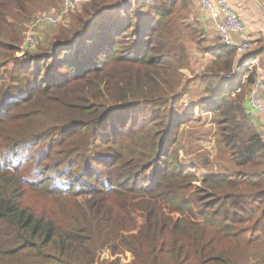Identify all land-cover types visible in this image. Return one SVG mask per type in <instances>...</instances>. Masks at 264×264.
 <instances>
[{
    "label": "trees",
    "instance_id": "16d2710c",
    "mask_svg": "<svg viewBox=\"0 0 264 264\" xmlns=\"http://www.w3.org/2000/svg\"><path fill=\"white\" fill-rule=\"evenodd\" d=\"M33 1L0 0L4 56L17 49L21 13ZM190 8L186 0H92L53 47L14 66L16 88H0V264H96L120 247L132 264H230L214 252L213 229L234 237L251 225L264 238V136L244 108L255 74L243 70L248 79L231 95L239 82L226 75L237 52L210 41L199 20L186 24ZM184 33L212 59L200 105L217 118L235 162L223 176L201 179L180 161L181 130L199 118L183 110ZM32 193L56 198L64 221L39 212ZM134 214L143 221L137 233Z\"/></svg>",
    "mask_w": 264,
    "mask_h": 264
},
{
    "label": "rangeland",
    "instance_id": "374dc122",
    "mask_svg": "<svg viewBox=\"0 0 264 264\" xmlns=\"http://www.w3.org/2000/svg\"><path fill=\"white\" fill-rule=\"evenodd\" d=\"M187 3L191 2L190 12L186 19V24L194 21L204 20L203 13L197 8V4H193L194 0H186ZM92 0H84L79 6L75 8H67L63 5L62 0H34L32 3L28 4L23 13H21V18H25L23 23V29L21 31V38L18 39L17 49L10 56V49L7 55H3L6 50H0V60L7 59L6 66L1 69L2 79L0 80V88L5 85L11 88H16L10 84L12 70L18 65H23L28 60L29 54L45 53L56 43V39L74 23V19L81 15L85 6L90 4ZM234 9L243 17L247 15L248 12L257 9V2L260 4L259 0H231L230 1ZM193 5V6H192ZM183 14L179 15L182 18ZM241 17V18H242ZM47 18H52L54 23H47L45 20ZM10 23L13 22L12 18L9 19ZM75 24V23H74ZM203 26V24L201 23ZM7 33L4 34L6 37ZM31 35L35 38L36 43L33 46H29L27 43L28 36ZM212 38L210 41H214L218 38L214 31L211 33ZM2 37L3 41H8L7 37ZM184 41L190 50V60L187 67L182 70L185 77V82L180 89L185 88L186 93V104L183 106L184 112L194 113L199 118L190 121L181 130L182 139V149L180 150V161L184 167L187 169H192L197 173L198 177L208 178L214 176H223V170L232 172L235 171V162L230 158V153L224 147L223 143L220 141V136L218 135V126L215 121L217 118L211 113H203L201 111V103L204 102L208 94L206 92L208 86L210 85L209 80L204 78L212 72L213 66L211 65V56L207 51L205 52L203 47L199 48L196 43H192L191 39L185 33ZM206 54V55H205ZM13 57V58H12ZM12 58V59H11ZM15 66V67H14ZM207 74V75H206ZM204 77V78H203ZM205 80L206 82H203ZM16 123H8L4 126V134H9V131L18 125ZM10 129V130H9ZM220 141V142H219ZM32 159V163L36 161V158ZM30 162L26 159L25 164ZM43 167L46 163H42ZM26 165L22 167L25 169ZM33 166L31 165L30 170ZM28 168L25 169V171ZM222 170V171H221ZM24 171V172H25ZM229 174V173H228ZM1 184L4 181H0ZM199 184H195L198 186ZM80 198V196H78ZM29 201L31 204L39 211L47 210L52 212L49 215H53L52 219L57 223L64 221L65 212L57 211V199L44 194H34L29 196ZM76 199V198H75ZM82 201V198L79 199ZM72 206L73 203L68 204ZM67 205V206H68ZM79 206H76L73 210H78ZM136 223L134 226V233H137L142 225L143 221L139 218L138 214L133 215ZM251 225L245 228H240V236L233 234L227 237L224 232L220 229H213L212 234L214 236H219L218 241H215L214 252L219 253L220 256L226 252L229 257H232L230 264H264V238H259L257 235H253L251 232ZM207 237H210L208 234ZM250 243L252 247H249ZM101 255L100 260L96 264L103 263L104 261H116L117 264H132L134 257L132 253L124 247H120V251L114 255L107 249ZM33 260H38L32 258ZM3 260V259H2ZM47 264H64L61 262H54L49 260ZM159 264H174L172 259L165 258L160 261ZM188 264H201L197 259L193 257L188 262Z\"/></svg>",
    "mask_w": 264,
    "mask_h": 264
},
{
    "label": "built area",
    "instance_id": "2783aa9c",
    "mask_svg": "<svg viewBox=\"0 0 264 264\" xmlns=\"http://www.w3.org/2000/svg\"><path fill=\"white\" fill-rule=\"evenodd\" d=\"M83 1L84 0H62V3L67 8H75ZM198 2L201 11L216 23L218 37L224 45L235 49L237 57L245 56L252 52L253 44L248 34L246 24L239 13L234 9L230 0H198ZM45 21L47 23L55 22L52 18H47ZM233 35L238 36V42L233 41ZM27 43L29 46H33L36 40L33 36L29 35ZM249 73L242 77L240 83L235 84L231 94L232 96H235V94L241 91V87L246 83ZM241 74L242 68L236 65L232 73L226 75V78L232 80ZM249 89L246 100L247 106L252 114L261 116L262 133L264 136V102L261 98V91L264 89V84L261 81H254Z\"/></svg>",
    "mask_w": 264,
    "mask_h": 264
},
{
    "label": "crops",
    "instance_id": "0c3cea01",
    "mask_svg": "<svg viewBox=\"0 0 264 264\" xmlns=\"http://www.w3.org/2000/svg\"><path fill=\"white\" fill-rule=\"evenodd\" d=\"M259 2L260 5H256L257 9L255 8L254 10L248 12L247 15L244 16L243 14V17L241 16L244 23L246 24L248 34L252 40L253 50L246 57L249 58V60L244 64H241V60L244 58V56L236 57L235 65H238V67L240 66L242 68V74L235 77L232 80L227 79L229 80L228 82L235 83L242 81V77L247 75L244 74L243 70H248L249 72L255 74V81H261L264 84V0H259ZM196 4L200 13L204 14V12L201 11L198 0H196ZM203 17H204L203 22L202 21L200 22L203 24V28L206 29L207 34L210 36V38H212L211 35L212 31H214L216 36H218L216 23L206 14H204ZM232 39L234 42L239 41L237 35H233ZM254 54H256V56L252 57ZM261 98L262 101L264 102V89L261 91ZM246 100H247V96H246ZM244 108L246 112L251 116V119L255 121L259 131L262 132L261 116L252 114L249 111L247 106V101H245L244 103Z\"/></svg>",
    "mask_w": 264,
    "mask_h": 264
},
{
    "label": "water",
    "instance_id": "95a60500",
    "mask_svg": "<svg viewBox=\"0 0 264 264\" xmlns=\"http://www.w3.org/2000/svg\"><path fill=\"white\" fill-rule=\"evenodd\" d=\"M256 2H257V0H256ZM257 5H260V4L257 2Z\"/></svg>",
    "mask_w": 264,
    "mask_h": 264
},
{
    "label": "clouds",
    "instance_id": "9594fccd",
    "mask_svg": "<svg viewBox=\"0 0 264 264\" xmlns=\"http://www.w3.org/2000/svg\"><path fill=\"white\" fill-rule=\"evenodd\" d=\"M241 81H239V83H240Z\"/></svg>",
    "mask_w": 264,
    "mask_h": 264
}]
</instances>
